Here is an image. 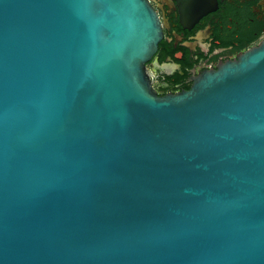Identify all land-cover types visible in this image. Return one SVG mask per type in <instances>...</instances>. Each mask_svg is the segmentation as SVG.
I'll return each mask as SVG.
<instances>
[{
    "label": "water",
    "instance_id": "water-1",
    "mask_svg": "<svg viewBox=\"0 0 264 264\" xmlns=\"http://www.w3.org/2000/svg\"><path fill=\"white\" fill-rule=\"evenodd\" d=\"M145 0H0V264H264V39L158 97Z\"/></svg>",
    "mask_w": 264,
    "mask_h": 264
},
{
    "label": "flooded vegetation",
    "instance_id": "flooded-vegetation-1",
    "mask_svg": "<svg viewBox=\"0 0 264 264\" xmlns=\"http://www.w3.org/2000/svg\"><path fill=\"white\" fill-rule=\"evenodd\" d=\"M162 37L146 63L158 97L190 91L198 78L264 39V0H145Z\"/></svg>",
    "mask_w": 264,
    "mask_h": 264
}]
</instances>
